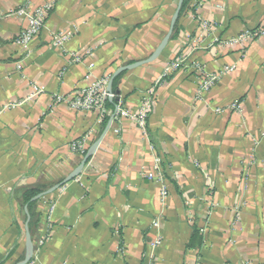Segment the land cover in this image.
<instances>
[{"label":"crops","instance_id":"obj_1","mask_svg":"<svg viewBox=\"0 0 264 264\" xmlns=\"http://www.w3.org/2000/svg\"><path fill=\"white\" fill-rule=\"evenodd\" d=\"M42 1L30 0L31 9ZM25 2L0 0V264L23 261L26 224L32 264H264V35L245 53L212 43L264 26V0L206 1L199 16L210 32L188 61L208 73L228 64L236 70L199 102L192 72L170 73L154 88L145 133L127 119L108 116L103 126L53 104L54 95L84 84L88 60L61 75L65 59L50 36L74 28L66 50H93L92 77L112 76L153 53L177 0H54L40 34L23 50L13 39L25 21L9 12ZM178 26L157 59L113 81L112 113L119 102L136 111L165 67L189 52L198 22L184 12ZM33 85L44 93L17 106ZM235 102L240 112L228 109ZM108 123L80 175L38 201L30 231L22 191L45 192L63 181L84 157L71 155L69 144L93 129L90 148ZM158 173L168 193L163 202ZM43 201L54 203L51 214Z\"/></svg>","mask_w":264,"mask_h":264},{"label":"built area","instance_id":"obj_2","mask_svg":"<svg viewBox=\"0 0 264 264\" xmlns=\"http://www.w3.org/2000/svg\"><path fill=\"white\" fill-rule=\"evenodd\" d=\"M206 1L207 0H194L186 11L192 19L198 22L199 25L197 36H194L192 38L188 37L187 39L190 45L189 52L180 55L177 59L170 62L165 67L160 76L154 82V85L149 91L148 95L143 98L139 108L136 111H129L124 106H122L120 102L115 107L113 113L108 109V107L106 106V102L110 99L112 100L115 97L114 94H110L107 92V85L111 76L102 75L101 77L97 78L92 77L91 71L94 67V63L92 62L93 50H88L84 55H78L74 52H68L65 48V44L76 32L74 28H71L68 31L61 30L58 33L52 34L50 36L51 48L58 52V54L65 59L62 70L60 71L61 75L64 74L72 65L83 63L86 58L88 60L86 65L87 73L85 74L83 79L84 84L74 87L73 90L67 94L54 95L53 104L65 105L69 110L76 113L90 114L95 118V121L97 123H101L103 119L108 116H112V118L120 117L122 119H127L136 124L139 129L145 133L148 112L153 104L152 95L154 88L159 86L161 82H163V80L170 75V73L181 69H186L192 72L196 84V89L193 95L194 99L196 102L202 101L203 95L208 93L223 76L230 74L231 72L236 70L235 64H228L224 65L222 69H220L217 73H208L203 67L202 63L197 62L196 60L188 61L189 58L193 55V51L201 46L202 42L205 40V34L210 32L209 24L199 16L200 10L205 5ZM54 5V0H43L39 6L31 9L30 0H26V2L20 7L11 9V11L9 12L11 16L21 18L25 21L24 28L13 39L14 45L23 50H27L32 41L36 39L40 34L42 28L44 27L46 17L52 11ZM263 35L264 26L250 31L247 30L241 34L225 40L216 38L212 43L225 50H232L237 48V50H239V53H245L246 46L250 42L260 38ZM22 66L23 65L21 63H18L16 65V69L19 71ZM42 93H44L43 87L39 85H33L32 94L30 95V97L23 101H19L17 106L23 104L27 100H30V98H33L36 95H40ZM8 106L14 107L16 105L13 104ZM228 109L231 111L240 112V106L237 102L231 103V105L228 106ZM214 112L215 114L219 115L222 114L223 109L217 108L214 110ZM114 132L118 133V129L116 128ZM93 136L94 130L89 129L82 137L72 141L69 144V151L71 155L78 158L83 157L86 151L89 149L90 140ZM154 162V169L158 171L160 159H155ZM159 175L160 174L158 173L154 180H157L158 182L163 184V180ZM167 196V189L163 184L160 191L161 201H165ZM42 205L44 206V208H46L48 215L51 214L53 209L55 208V205L52 202L46 204V202L43 201ZM157 222L158 221L155 220L152 223V226L154 228H158L159 225ZM45 241V237L41 238V240L38 242V246H42ZM160 242L161 237L157 236L150 243L151 248L155 249L160 244ZM28 264L32 263L29 262Z\"/></svg>","mask_w":264,"mask_h":264},{"label":"water","instance_id":"obj_3","mask_svg":"<svg viewBox=\"0 0 264 264\" xmlns=\"http://www.w3.org/2000/svg\"><path fill=\"white\" fill-rule=\"evenodd\" d=\"M183 2H184V0H177V4H176V7H175V10H174V12H173V14H172V16L170 18V21H169L168 30L166 31L165 35L163 36V38L161 39V41L159 42V44L157 45V47L153 51V53L148 58H146V59H144L142 61H138V62H136V63H134L132 65L121 67L117 71H115L113 73V75L111 76V78H110V80L108 82V85H107V92L108 93L112 94L113 81L119 75H121L123 72L130 71L132 69H135L137 67H140L142 65H145V64H148V63L154 61L164 51V49L167 47L170 39L172 38L174 28L176 26V23H177V21L179 19V16H180V13H181V10H182ZM108 126H109V123L107 124L104 133L92 144V146L87 150L86 154L80 160L78 165L73 169V171L63 181H61L59 184L53 186L49 190L36 195L31 201L40 200V199L46 197L47 195H50V194L54 193L56 190H58L64 184L76 179L80 175V173L83 170L84 166L86 165L87 161L92 156H94V154L96 153L97 148H98L100 142L102 141V138H103ZM25 211H26V214H27V207L25 208ZM28 220H29V217H28ZM25 238H26V249H25L24 259H23L22 262H20L18 264H28L31 261L32 257H33L34 245L32 243L31 237L29 235L27 224L25 225Z\"/></svg>","mask_w":264,"mask_h":264},{"label":"trees","instance_id":"obj_4","mask_svg":"<svg viewBox=\"0 0 264 264\" xmlns=\"http://www.w3.org/2000/svg\"><path fill=\"white\" fill-rule=\"evenodd\" d=\"M191 1L192 0H184L179 19L182 16V14L188 10V8L190 6L189 4H190ZM179 19H178V21H179ZM178 21H177L176 26L174 28L173 35H172L171 39H174L179 33ZM114 82H115V80H114ZM106 106L109 108V106H110L109 100L106 102ZM107 120H108V117H105L103 119V121H102L103 126H105V124L107 123ZM40 193H43L42 189H39V188H37V189L35 188L34 189L33 188V189H26V190L22 191V194H21L22 202H23L24 205H27L28 212H29V215H30V222H29L30 231H31L32 225H33V208L37 205V203L39 201V200H37V201H31V200L36 195H38Z\"/></svg>","mask_w":264,"mask_h":264}]
</instances>
